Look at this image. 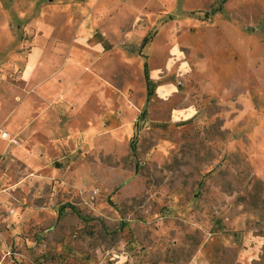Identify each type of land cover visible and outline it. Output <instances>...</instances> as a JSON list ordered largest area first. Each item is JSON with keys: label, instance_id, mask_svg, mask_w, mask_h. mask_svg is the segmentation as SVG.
Returning a JSON list of instances; mask_svg holds the SVG:
<instances>
[{"label": "rangeland", "instance_id": "obj_1", "mask_svg": "<svg viewBox=\"0 0 264 264\" xmlns=\"http://www.w3.org/2000/svg\"><path fill=\"white\" fill-rule=\"evenodd\" d=\"M146 1L110 76L128 125L77 173L20 180L0 264H264V0Z\"/></svg>", "mask_w": 264, "mask_h": 264}, {"label": "crops", "instance_id": "obj_2", "mask_svg": "<svg viewBox=\"0 0 264 264\" xmlns=\"http://www.w3.org/2000/svg\"><path fill=\"white\" fill-rule=\"evenodd\" d=\"M14 4L3 0L0 20V202L22 178L75 174L98 146L112 150L114 128L129 120L128 94L110 80L123 33L137 28L126 17L150 10L134 0Z\"/></svg>", "mask_w": 264, "mask_h": 264}, {"label": "trees", "instance_id": "obj_3", "mask_svg": "<svg viewBox=\"0 0 264 264\" xmlns=\"http://www.w3.org/2000/svg\"><path fill=\"white\" fill-rule=\"evenodd\" d=\"M224 1V0H223ZM220 7L219 8H216L213 10V12H216V11H219ZM147 42V38H144L142 43H141V46L143 47L145 45V43Z\"/></svg>", "mask_w": 264, "mask_h": 264}, {"label": "built area", "instance_id": "obj_4", "mask_svg": "<svg viewBox=\"0 0 264 264\" xmlns=\"http://www.w3.org/2000/svg\"><path fill=\"white\" fill-rule=\"evenodd\" d=\"M5 136H7V133L4 132V133L2 134V137H5ZM11 141L16 142V141H14L13 139H11Z\"/></svg>", "mask_w": 264, "mask_h": 264}]
</instances>
